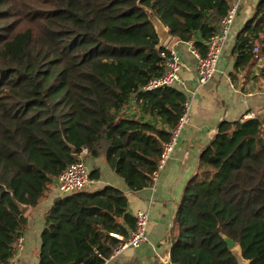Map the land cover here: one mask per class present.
Masks as SVG:
<instances>
[{
    "label": "trees",
    "instance_id": "16d2710c",
    "mask_svg": "<svg viewBox=\"0 0 264 264\" xmlns=\"http://www.w3.org/2000/svg\"><path fill=\"white\" fill-rule=\"evenodd\" d=\"M231 2L0 0V264L15 257L29 221L12 195L38 207L84 150L132 192L154 184L187 98L174 87L143 91L168 55L146 10L205 56ZM232 56L236 74L264 63V0ZM135 226L116 187L62 196L44 217L38 264H105L121 244L113 235L128 238ZM235 251L245 264H264V116L221 124L172 228L176 264H241Z\"/></svg>",
    "mask_w": 264,
    "mask_h": 264
},
{
    "label": "crops",
    "instance_id": "0c3cea01",
    "mask_svg": "<svg viewBox=\"0 0 264 264\" xmlns=\"http://www.w3.org/2000/svg\"><path fill=\"white\" fill-rule=\"evenodd\" d=\"M259 1H244L225 45L217 73L202 87L197 83V61L189 46L174 38L167 45L176 48L186 65V69L180 73V81L173 87L185 94L190 104V120L182 130L163 172L151 187L132 192L103 158H85L89 172H99L96 187L90 192L102 190L106 186L116 187L125 193L128 212L134 218L139 211L149 213L148 240L139 248H128L117 256H111L105 264H161L160 259L171 254L172 228L185 187L195 177L200 156L217 135L221 124L240 120L243 116L246 119L264 116L263 61L236 74L235 58L232 56L236 36L252 18ZM133 115L138 117L137 114ZM144 120L149 118L145 116ZM48 197L38 207L27 208L25 216L29 219L28 226L22 235V250L17 251L12 259L14 264H38L44 217L62 198L55 184ZM50 197L54 198L52 202Z\"/></svg>",
    "mask_w": 264,
    "mask_h": 264
},
{
    "label": "built area",
    "instance_id": "2783aa9c",
    "mask_svg": "<svg viewBox=\"0 0 264 264\" xmlns=\"http://www.w3.org/2000/svg\"><path fill=\"white\" fill-rule=\"evenodd\" d=\"M244 1L245 0H232L230 8L225 17L222 19L217 32L207 43V53L205 56L200 54L193 43H187L191 54L197 61L196 79L200 87L206 85L215 77L225 45L229 39L231 30L236 22ZM167 50L168 55L165 60V70L163 75L152 79L145 87H143V91L152 92L161 88L173 87L177 82L180 81V73L186 69V65L174 46H168ZM254 52L258 54V48H255ZM189 120L190 104L186 101L184 104L183 115L180 117L175 127L170 131V140L164 144L158 171L154 174V181L161 174V172H163L168 160L175 150L177 142L180 139L181 132L188 124ZM86 155L87 150H84L80 160L67 168V170H65L59 175V177L55 179L54 184L56 185L61 196L91 191L96 187V180L91 178V173L87 169V166L84 162ZM135 220V229L130 231L128 238H123L119 235H113V237L121 241V244L115 248L112 256H117L128 248H139L148 240L147 229L149 225V213L146 211H139L135 216ZM23 242L24 239L20 237L15 245L17 251L22 250ZM160 263L176 264L173 261L171 254L162 257L160 259ZM6 264L14 263L12 260H10Z\"/></svg>",
    "mask_w": 264,
    "mask_h": 264
},
{
    "label": "water",
    "instance_id": "95a60500",
    "mask_svg": "<svg viewBox=\"0 0 264 264\" xmlns=\"http://www.w3.org/2000/svg\"><path fill=\"white\" fill-rule=\"evenodd\" d=\"M149 22L153 25L155 32L159 38L160 41V46L162 47H167V45L170 43L172 36L168 30V28L163 24V22L156 16L155 13L146 10ZM73 151L75 152L76 149L73 147L72 148ZM12 199L14 201V203L16 204V206L19 208V210L21 211V213L25 214V212L27 211V206L20 204L19 202L16 201V199L14 198V196L12 195ZM62 198H59L58 201H60ZM223 239L225 241V243L227 244L228 248L230 250H233L234 248H236L237 243H235L233 240H231L230 238L223 236Z\"/></svg>",
    "mask_w": 264,
    "mask_h": 264
},
{
    "label": "rangeland",
    "instance_id": "374dc122",
    "mask_svg": "<svg viewBox=\"0 0 264 264\" xmlns=\"http://www.w3.org/2000/svg\"><path fill=\"white\" fill-rule=\"evenodd\" d=\"M60 195V194H59ZM61 196V195H60ZM49 198V197H48ZM53 199L54 198H52V197H50V202H52L53 201ZM235 254L237 255V257L239 256L238 255V251H235ZM239 258V257H238ZM240 259V258H239ZM241 262H243L242 260H240ZM242 264H244V262L242 263Z\"/></svg>",
    "mask_w": 264,
    "mask_h": 264
}]
</instances>
